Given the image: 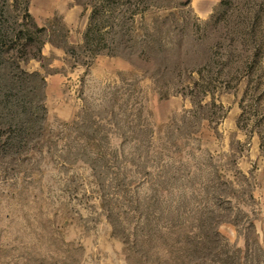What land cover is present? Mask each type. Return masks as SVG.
Segmentation results:
<instances>
[{
    "label": "rangeland",
    "instance_id": "374dc122",
    "mask_svg": "<svg viewBox=\"0 0 264 264\" xmlns=\"http://www.w3.org/2000/svg\"><path fill=\"white\" fill-rule=\"evenodd\" d=\"M0 264H264V0H0Z\"/></svg>",
    "mask_w": 264,
    "mask_h": 264
}]
</instances>
